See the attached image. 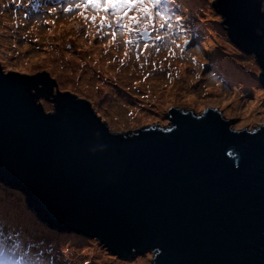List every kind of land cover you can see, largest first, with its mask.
<instances>
[{
    "label": "water",
    "instance_id": "obj_1",
    "mask_svg": "<svg viewBox=\"0 0 264 264\" xmlns=\"http://www.w3.org/2000/svg\"><path fill=\"white\" fill-rule=\"evenodd\" d=\"M213 6L264 84V0ZM193 111L123 132L47 65L0 60V182L40 221L127 259L152 250L151 264H264V126L235 131L216 109Z\"/></svg>",
    "mask_w": 264,
    "mask_h": 264
},
{
    "label": "rangeland",
    "instance_id": "obj_2",
    "mask_svg": "<svg viewBox=\"0 0 264 264\" xmlns=\"http://www.w3.org/2000/svg\"><path fill=\"white\" fill-rule=\"evenodd\" d=\"M26 1L27 3L33 4L32 6H28L33 8L34 3L37 2V0ZM214 1L215 0H204L201 3V18L207 20L211 25V32L213 34V40L206 45V48L213 50V48L218 47L222 53L234 58L243 69L251 73V75L247 76L248 85L243 89L247 90V92L251 90V94L246 95L241 89L242 87L236 82H230L231 86L234 87L233 89H222L207 80V84L210 85L211 88L204 87L202 89L200 83L188 85L179 81L173 84L172 90L169 91L168 88H166L171 95L166 96L164 101L161 100L157 91H155V95L152 98L145 99V101L148 102V108L153 111L148 110L147 107L136 109V106L128 104L127 101L132 99L130 97L132 96L136 98L139 103L140 96L133 93L134 89L133 92L130 90L132 81L131 76H134L135 73L137 74L138 65L135 63L133 67H126L125 63L127 61V56L125 53L121 60L123 63H120V66L122 72L130 77H121L118 79L121 73L116 74L117 71L113 67L114 71L109 70L112 75L110 76L108 71V75L104 74L105 76L101 80L102 85L92 90V85H94V83H100L99 80H89L92 69H100L98 67V61L101 63L100 65L103 66V70H105L104 64H106V58L100 57V51H102L100 47V36L96 34L94 27H85L84 20L77 14V11L68 14L63 13L62 8L66 6V4L61 3L60 0H42L47 7L42 8L40 11L30 10L21 5L0 4V60L21 59L26 65H30L32 59L37 57V65H47L53 71L55 84L73 89L80 97H85V99L93 104L98 114L102 116L101 119L106 120L111 126L123 130H129L138 126L133 119H144L147 123H153L163 118L168 123L170 107L175 106L180 99H185L186 101L184 102L187 105L213 104L228 119H231L237 127L239 125H244V128H254L259 124H264V85L258 80L260 69L251 52L245 51L246 53L244 52V54L246 55L242 58L234 57L235 55H241L242 52L228 42L225 33L224 35L221 33V29L224 32L221 25L222 22L218 14L211 7V3ZM7 2L8 1H5V3ZM53 6L57 8L56 13H50L48 11V8ZM45 19L53 20L54 24H44L43 20ZM1 24H4V26ZM50 27L54 29L52 34L49 33ZM164 30L159 34L162 35ZM4 40H6L7 43L2 42ZM60 49H62V53H64L67 58V67H63L62 64H60L61 62H57L59 57L57 50ZM48 51L56 52V54L50 57ZM43 55H45L44 58L39 59V57ZM53 57H55L54 62H48L50 58L52 59ZM223 66L224 65H222V67ZM223 70L225 69L223 68ZM87 72L90 73V77ZM225 76H227L226 72ZM227 79L229 78L227 77ZM69 81L70 84H68ZM88 83L92 84L91 91L90 94L85 95ZM104 85L106 91L112 93L113 99H109L108 103H97V95H102ZM249 87L250 89H248ZM213 90H219L222 94L213 96ZM256 92L262 98L263 103L261 107L255 108L257 114L252 111ZM189 94L191 98L187 100ZM105 105L108 108L107 110L104 109ZM110 110L117 114L112 117L109 116V113L102 115V112H109ZM133 111H137L136 115H132ZM24 197V193L19 189L0 182V236L6 234L7 238L17 243H19L20 237L22 236V230L19 226L14 224V219L9 218L2 211V208L6 210L7 203L12 202V200H15L22 208H25L33 216L35 223L40 228L22 238L23 247L6 248L0 243V259L2 260L5 257V254L2 255V253H9L12 249L15 251H17V249L24 250L26 257L34 258L38 254V251H40V245H42V241H44V235L47 234L57 237V235L47 232L49 224L38 219L35 212L26 204ZM64 231L80 235L84 238L80 251H77L76 254L80 257L84 254L89 260L93 253H97L101 257L118 262H130L138 258V260L147 259L148 262L146 264H151L156 254L155 251L146 250L142 253L134 254L132 260H125L108 251L95 237L85 236L84 233L71 229H66ZM101 246H103L104 249L101 248ZM15 255L18 256V252H16ZM26 261L30 260L26 259ZM30 264L33 263L30 261Z\"/></svg>",
    "mask_w": 264,
    "mask_h": 264
},
{
    "label": "snow or ice",
    "instance_id": "obj_3",
    "mask_svg": "<svg viewBox=\"0 0 264 264\" xmlns=\"http://www.w3.org/2000/svg\"><path fill=\"white\" fill-rule=\"evenodd\" d=\"M60 2L66 3V6L62 8L63 13L68 14L77 11V14L84 20L86 28L89 26L94 27L96 34L101 38L111 36L108 41L109 44L114 42L118 32L124 35L125 48L135 46L137 60L140 59L141 53L149 48L147 42H144L143 48H140V42L145 36L149 35V30L156 33L155 41H162L165 38L159 34L164 29L168 30L165 36L175 32V34L183 37L186 31L184 24H182V16L178 14L179 9L175 0H60ZM34 7L42 9L47 5L42 0H37ZM48 11L56 13L57 8L53 6L48 8ZM89 12L92 14L89 15ZM43 23L54 24V21L45 19ZM105 29L108 31H105ZM172 43L183 52L185 51L183 45H188L189 40L184 38L182 44H176L175 40ZM156 51L159 52L160 49L157 47ZM127 54L126 51L125 55L127 56ZM174 54L169 49V55ZM192 59L195 62V57H192ZM153 67L155 68V64H153ZM170 75L171 73H169ZM252 107H255V105H252ZM244 127V125H239L235 131H240ZM0 243L6 248L24 246L22 242L17 243L7 238L6 234L0 236ZM9 256L10 254L6 252V259ZM10 264H17V261L10 260ZM19 264H30V261H26L22 256Z\"/></svg>",
    "mask_w": 264,
    "mask_h": 264
},
{
    "label": "bare ground",
    "instance_id": "obj_4",
    "mask_svg": "<svg viewBox=\"0 0 264 264\" xmlns=\"http://www.w3.org/2000/svg\"><path fill=\"white\" fill-rule=\"evenodd\" d=\"M204 0H200L199 2L202 3ZM2 26H4V24H1ZM53 27H50L49 29V33L52 34L53 32ZM14 34H15V31H14ZM2 42H5L7 43L6 40L2 41ZM211 42V39H208L205 44ZM114 46H115V43H114ZM57 54L59 55L58 59H57V62H61L60 64H62L63 67H67V58L65 56L64 53H62V49L60 50H57ZM51 53V52H50ZM56 52H53L51 53V55H55ZM45 55L39 57L40 58H44ZM38 58H33L32 61H31V64L30 65H37L38 64ZM48 62H54L53 59L50 58V60ZM101 63L98 62V67L100 68V65ZM213 68L215 69L216 73H217V76L221 77L220 81H222L223 79L225 80L224 78V70L218 65V64H215L213 66ZM109 70H103V69H92V73H91V77H90V73H88V76L90 77L89 80L92 81H96V80H99V84L97 83H94V85H92L91 83H88V88L86 89V92H85V95L87 94H90V91H91V85H92V90L95 88V87H98V86H101V80L104 78V74L108 75V72ZM110 73V76L112 75L111 71H109ZM121 77H127L129 78L130 76H126L124 73L121 74V76L119 75L118 76V79H120ZM135 76H131V79L132 81L135 80ZM106 80V79H105ZM131 81V82H132ZM157 82H159V85L157 86L156 88V91L158 93V95L160 96L161 100L164 101V98H166V96H170L171 94L168 93L170 90H172V87H173V81L171 79L169 80H160V81H157V80H154V81H151L150 84H157ZM106 83V82H105ZM68 84H70V81L68 82ZM111 87L113 89V86L111 84ZM166 88H168L169 91L166 90ZM100 92V90H99ZM212 94L213 96H217V95H220L222 94L221 91L219 90H213L212 91ZM190 97V96H189ZM109 99H113L112 98V93L111 92H107L106 91V88H105V85H104V88H103V93L102 95H97V100L96 102L97 103H108L109 102ZM262 98L259 96V94L256 92V95H255V103L253 105H255V107H252V111L255 112L257 114V110H255V108L257 107H261L262 106ZM105 110H107L108 108L104 107ZM103 114L102 115H105L107 113H109V116H113V115H116L117 113L113 112L112 110H110L109 112H102ZM2 211L4 212L5 215H7L9 218H12L14 219V224L16 226H19L22 230V236L20 237V241L22 242V238L26 237L27 235H29L30 233H33L35 231H37L39 228V226L35 223L34 221V218L33 216L25 209V208H22L20 206V204L16 203L15 200H12V202H8L7 203V208L6 210L4 208H2ZM19 241V243H20ZM44 242H47L44 243ZM67 240L65 238H56V237H51V236H47V235H44V241H42V245L41 246V249H51V250H55V249H58L60 253L62 254H66V257L68 259V261L72 264H78L80 261H81V258L76 255L74 249L70 246V244L68 243L67 244ZM101 248H103L101 246ZM148 262L147 259L143 260V259H139L138 258L134 261H130V262H118V261H114L112 259H109V258H104V257H101L99 256L97 253H93L91 255V258H90V264H146ZM43 264H50V260L48 259L47 256H45V258H43Z\"/></svg>",
    "mask_w": 264,
    "mask_h": 264
},
{
    "label": "clouds",
    "instance_id": "obj_5",
    "mask_svg": "<svg viewBox=\"0 0 264 264\" xmlns=\"http://www.w3.org/2000/svg\"><path fill=\"white\" fill-rule=\"evenodd\" d=\"M0 4H5V1L0 0ZM32 5H33V4H31V3L28 4V6H32ZM53 80H54V78H53ZM54 82H55V80H54ZM81 98H82V97H81ZM82 99H84L86 102H88L89 105L92 107V110H93V112L95 113V115H96L100 120H103V119H101L102 116L98 114V112H97L96 109L94 108L93 104H92L89 100L85 99V97L82 98ZM5 185H6V184H5ZM7 186H8V185H7ZM20 191H21V190H20Z\"/></svg>",
    "mask_w": 264,
    "mask_h": 264
},
{
    "label": "trees",
    "instance_id": "obj_6",
    "mask_svg": "<svg viewBox=\"0 0 264 264\" xmlns=\"http://www.w3.org/2000/svg\"><path fill=\"white\" fill-rule=\"evenodd\" d=\"M199 1H200V0H199ZM48 52H49V54H50V57L53 56V55H51V53H50V52H53V51H48ZM100 54H101V53H100ZM52 59L55 60V57H53ZM205 88H211V87H210V85L207 84V85L205 86ZM189 96H190V97H189ZM190 98H191V95L189 94V95L187 96V100H189ZM183 101H186V100L183 99ZM48 227H50V226H48Z\"/></svg>",
    "mask_w": 264,
    "mask_h": 264
}]
</instances>
